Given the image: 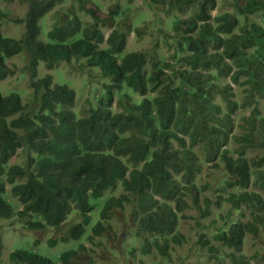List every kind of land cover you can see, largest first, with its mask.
Instances as JSON below:
<instances>
[{
	"label": "trees",
	"instance_id": "1",
	"mask_svg": "<svg viewBox=\"0 0 264 264\" xmlns=\"http://www.w3.org/2000/svg\"><path fill=\"white\" fill-rule=\"evenodd\" d=\"M27 1L23 18H10L0 9V81L14 73L7 59L27 50L33 87L26 102L19 90L0 91V217L28 219L30 228L59 227L76 211L82 220L61 238L68 241L91 223L92 199L120 188V195L107 196L88 239L95 241L112 227L114 207L126 211L130 206L137 229L129 234L126 252L131 248L132 256L136 240L151 233L155 238L146 237L142 251L155 245L170 259L169 235L181 242L172 232L183 212L204 202L202 217H207L209 203L220 209L227 202L223 222L210 232L197 220L199 241L207 245L213 264L227 259L251 264L233 249L240 250L250 236L264 247V0H224L232 12L221 4L214 16L217 0H143L149 10L171 15L170 32L156 26L158 18L145 27L136 19L130 23L131 0H115L104 16L88 7L90 0H73L64 13H54L45 39L40 18L62 0ZM79 10L93 21L84 22ZM9 19L25 23L20 38L2 32ZM131 27L141 38L157 34L149 50L123 54ZM72 58H84L86 66L110 78L97 105L87 103L80 115L72 108L75 90L54 83L50 74L38 77L37 71L40 62L50 68ZM116 98L119 110L113 109ZM239 110L249 114L242 115L243 132L236 134ZM230 140L233 147L227 145ZM19 153L21 160L11 162ZM7 191L22 208L5 198ZM211 191L212 198L206 193ZM233 209L243 216L248 210L250 219L234 217ZM80 253L79 247L69 249L53 260L17 249L10 259L77 264ZM259 259L264 264V253Z\"/></svg>",
	"mask_w": 264,
	"mask_h": 264
},
{
	"label": "rangeland",
	"instance_id": "2",
	"mask_svg": "<svg viewBox=\"0 0 264 264\" xmlns=\"http://www.w3.org/2000/svg\"><path fill=\"white\" fill-rule=\"evenodd\" d=\"M73 0H62L57 6L50 10L46 16L40 18V24L42 28L41 37L44 39L47 36V32L50 29V25L54 20V13L59 11L61 14L68 10L72 6ZM115 0H90L88 7L95 9L99 15L104 16L109 11V6ZM122 0L121 2H125ZM132 11L128 14L129 22L132 23L137 20L139 26L145 27L152 20L158 18L162 24H157L163 28L166 32H170L171 28L168 25V19H171V15H167L164 11L158 10L157 12L149 10V7L144 4L143 0H131ZM224 7H227L226 1L221 0L220 2ZM0 9L8 10L10 18H23L27 9V0H0ZM78 10V9H77ZM141 11H145L144 14ZM219 11V8L213 10V14ZM81 18L84 22H92L93 16L86 12L80 11ZM141 16V19L140 17ZM186 16V15H185ZM260 17L259 15L257 16ZM146 20V22H144ZM133 24V23H132ZM106 34L109 33L110 28H103ZM26 31V25L24 22H16L9 19L2 25V32L6 35L20 38ZM158 33V31H154ZM135 30L131 27L128 36V45L124 50V53L134 50H149L155 42L156 35L149 36L144 35L142 38L135 35ZM161 51L167 52V48L164 45L160 48ZM30 52L24 50L23 52L7 59V63L14 69V73L10 75L6 80L0 81V91H6L7 89H16L22 92V100L26 102L30 100L33 87L31 86V69L28 67L30 62ZM38 77H42L47 74H51L53 81L57 83L68 84L75 90V105L74 110L77 114L84 113L83 108L88 107L87 103H91L96 106L98 103L99 96L105 90L104 84L110 82L109 77H104L100 73L98 67H89L85 65L84 58H72L70 61L62 60L53 67H48L44 63L40 62L38 67ZM134 97H137L136 95ZM89 100V101H88ZM116 110H119L118 105L115 102L114 105ZM264 108L261 107V110ZM262 112V111H261ZM264 113V111H263ZM249 111L239 110L234 115L236 116L235 133L241 134L243 132L242 126L244 118L242 115H248ZM251 155L262 154L259 150H250ZM23 156L19 153L11 158V162H18ZM217 177L218 172H215ZM3 178V177H2ZM1 179V177H0ZM4 179V178H3ZM211 177H206L205 180H211ZM10 187H8L9 189ZM109 193L114 192L116 195H120L121 189L116 188L114 190H108ZM5 198L14 201L16 198L11 197L9 191L6 192ZM107 194L105 193L101 198L92 199L95 203V209L92 213V220L89 225L86 226L85 233L79 238H71L68 241L61 240L62 232L65 226H70L80 220V216L73 211L66 222L65 226L56 228L59 230L56 232L51 226H48V230L45 232L25 229L18 219L13 217L6 219L0 217V246H1V259L0 264H12L9 261V254L11 251L17 249H30L37 251L38 253L50 257L54 260L58 259V256L66 250L78 248L81 243H84L87 239L88 234L91 232V225L95 223L100 217V210L102 204L105 202ZM17 208L20 209L21 205L16 200ZM131 207L127 206L126 211L122 209L115 210L111 215L110 222L112 227L108 229L106 236L101 237L103 242L106 243L105 252L102 257V261H97L96 264H141L139 259L142 258L145 264H212L211 258L208 256V249L206 246H201L199 242L198 232L201 228L194 227L196 220L198 219V212L194 208L187 209L184 213V217L181 220L180 225L182 230L186 233L187 240L182 245L175 249L173 252V260L165 259L160 254H156L155 258L138 255L134 258L127 255L125 245L131 242L129 234L134 232L136 228L135 220L129 216ZM126 230V233L123 234ZM58 238L59 241L55 244L50 243V239ZM143 236L138 238L135 244H138ZM124 241L125 243H122ZM112 245V246H111Z\"/></svg>",
	"mask_w": 264,
	"mask_h": 264
},
{
	"label": "clouds",
	"instance_id": "3",
	"mask_svg": "<svg viewBox=\"0 0 264 264\" xmlns=\"http://www.w3.org/2000/svg\"><path fill=\"white\" fill-rule=\"evenodd\" d=\"M121 1V0H120ZM221 0H217V5H216V8L215 9H217V8H219V11L221 10ZM227 4V3H226ZM223 8L225 9V11H231L232 12V8H231V6H229L228 4H227V7H224L223 6ZM214 9V10H215ZM95 10V9H94ZM96 11V10H95ZM219 11H217L215 14H213L212 13V16H214V15H216ZM49 12V11H48ZM47 12V13H48ZM97 12V11H96ZM213 12V11H212ZM46 13V14H47ZM98 13V12H97ZM233 13H235V14H237L238 15V12L237 11H234ZM88 14V13H87ZM91 15V14H90ZM46 16V15H45ZM92 16V15H91ZM258 16V14H255L254 15V17H255V19H258V20H260V17L258 18L257 17ZM260 16V15H259ZM52 19L54 20V22H55V19L52 17ZM254 20V19H253ZM253 20H251V21H253ZM54 22H52L51 23V25H50V28L52 27V25L54 24ZM162 24V23H161ZM239 32V29L235 32V33H238ZM136 33V32H135ZM106 35H108V34H106ZM136 35V34H135ZM129 36V35H128ZM128 45V44H127ZM134 51H137V50H134ZM17 54H19V53H17ZM16 54V55H17ZM15 56V55H14ZM13 57V56H12ZM9 58H11V57H9ZM45 65V64H44ZM51 75V74H50ZM4 80H6V79H4ZM55 83V82H54ZM75 95H76V93H75ZM118 98V97H117ZM117 98L115 99V102L117 103ZM74 105H75V101H74V104H73V106H72V108L74 107ZM114 105H115V103H114ZM114 105H113V109L114 110H116L115 109V107H114ZM74 109V108H73ZM234 133H235V130H234ZM226 145V144H225ZM227 145L228 146H230V147H233L234 146V144L232 143V140H230V142H228L227 143ZM13 157V156H12ZM11 161V160H10ZM206 177H208V176H206V174L204 175V180H205V178ZM211 177V176H210ZM212 178V177H211ZM207 181H209V182H211L212 181V179L211 180H207ZM257 189L258 190H260V191H262L258 186H257ZM108 190H110V189H107L106 191H104L103 192V194H102V196L106 193L107 194V196L109 195H111V193H109L108 192ZM112 190V189H111ZM114 193V192H113ZM207 194H209L210 195V197L212 198L214 195H215V193L214 192H206ZM108 196V197H109ZM17 200V199H16ZM18 202V201H17ZM21 205V204H20ZM104 205V203L102 204V206ZM209 206H210V208H211V213H209V215L207 216V217H202V214H203V212H205V210H206V208H207V205L204 203V202H201V206L200 207H193V206H191V207H189V208H194V209H196L197 210V212H198V219L197 220H199L200 222H201V225L202 226H205V231H207V232H210L214 227H215V225L216 224H219V223H221V222H223V220L221 219V214L222 213H226L227 212V210H228V208L230 207V205H229V203H227V202H225L224 203V206H222L220 209H218V208H216L213 204H211V203H209ZM23 206H21V208H22ZM102 208V207H101ZM189 208H187V209H189ZM95 209V208H94ZM186 209V210H187ZM18 210V209H17ZM115 210H119L118 208H116V207H114L113 208V213H114V211ZM185 210V211H186ZM184 211V212H185ZM183 212V217H184V215H185V213ZM73 213H76V211L75 212H73ZM71 214V213H70ZM233 214H234V217H240L243 221H245V220H248V219H250V217L248 216V214H249V211L248 210H246V214H247V216H243L242 215V213L239 211V210H235V209H233ZM16 217H18L17 215H15ZM14 216V217H15ZM183 217H181L180 218V221H179V223L176 225V227H175V229L173 230V232L172 233H174V234H179V237L181 238V242H176V241H174L173 240V237L171 236V235H169V245H168V251H169V254H170V259H168L167 257H165L161 252H160V250L157 248V247H155V245H152L151 247H150V249L148 250V251H145V252H143L142 250H143V248H144V246H145V243H144V240H145V238L147 237V238H149V239H152V237L153 238H155V235L154 234H151V233H147V234H145L144 236H143V239L141 240L140 239V241H139V243L138 244H135V246H133L132 248H135V251H134V254L132 255L133 256V258L135 257V256H138V255H142L143 256V254H144V256H147V258L148 257H152V258H155V256H156V254L158 253V254H160L161 256H163L165 259H168V260H173V252L175 251V249L177 248V247H179V246H182L185 242H186V240H187V237H186V233L182 230V228H181V226L182 225H180V223H181V220L183 219ZM19 219V218H18ZM20 220V219H19ZM67 220V219H66ZM66 220L59 226V227H61V226H65L64 225V223L66 222ZM82 220V218L80 217V220L79 221H81ZM92 220V219H91ZM197 220H196V223H195V225H194V227H196V229L197 228H199V227H201V226H198L197 225ZM21 221V223H22V225H23V227L25 228V229H29V230H35V231H38V232H40L39 234H41L42 232H45V231H47L48 230V226H50V225H46V226H44V227H41V228H30L29 226H28V224L26 223L27 221H28V219H25V218H22V220H20ZM79 221H77V222H79ZM96 223V222H95ZM75 224V223H74ZM94 224V223H93ZM71 225H73V224H71ZM70 225V226H71ZM70 226H65V228L64 229H62V230H60L61 232H62V234H61V238L64 236V237H67V236H69V232H70ZM56 232H58L59 230H57L56 228H59V227H55V226H51ZM137 229V225H136V228H135V230ZM134 230V231H135ZM86 231V230H85ZM201 231H202V229H201ZM201 231L200 232H198V235L201 233ZM107 232H108V230H106L105 231V233L103 234V235H101V236H96L95 237V241H91V240H89L88 239V236L90 235V234H92L93 232H92V229H91V232L88 234V236H87V239L85 240V242L84 243H81L80 244V246H79V251L81 252L80 253V258H79V262H77V264H87V262L89 261V258H91L92 260H93V264H96L97 263V261H102V257H103V255H104V252H105V242H103V240L101 239V237H104V236H106V234H107ZM85 233V232H84ZM84 233H82L79 237H81ZM183 235V236H181V235ZM203 234V233H202ZM78 237V238H79ZM261 238H264V236L262 235L261 236ZM61 240H63V241H66V240H64V239H61ZM57 241H59L58 240V238H54V239H50V243L51 244H55V243H57ZM98 241H101V243L100 244H98L97 245V242ZM200 242V241H199ZM122 243H125L124 241H122ZM201 244V243H200ZM81 246H85L87 249L86 250H81L80 248H81ZM112 246V245H111ZM205 246V245H204ZM130 247V246H129ZM206 247H207V245H206ZM131 249V248H130ZM130 249H129V254H130ZM207 249H208V247H207ZM237 254H244L245 256H247L248 258H249V260H250V262H251V264H260L262 261H261V259H259V257H261V254L262 253H264V247H261V245L257 242H254V238H252L251 236L247 239V241L245 242V244L244 245H242L241 244V249L240 250H236V249H233ZM15 251V250H14ZM14 251H11L10 252V254L12 253V252H14ZM37 252V251H36ZM128 252H127V255H128ZM10 254H9V259L7 260V261H9L10 263H12V264H22V263H20V262H15V261H11V259H10ZM42 255V254H41ZM43 256H45V255H43ZM128 256H131V254L130 255H128ZM131 256V257H132ZM208 256H209V252H208ZM45 257H47V256H45ZM59 257V256H58ZM253 257H255V258H253ZM47 258H50V257H47ZM210 258V257H209ZM0 259H1V246H0ZM52 259V258H51ZM54 260V259H53ZM211 260H212V264H213V258H211ZM102 262H104V261H102ZM139 262H142L141 264H145L144 263V261L142 260V258H140L139 259ZM23 264H25V263H23ZM199 264H203L202 262H200ZM226 264H232V262H231V260L229 261L228 259L226 260Z\"/></svg>",
	"mask_w": 264,
	"mask_h": 264
}]
</instances>
